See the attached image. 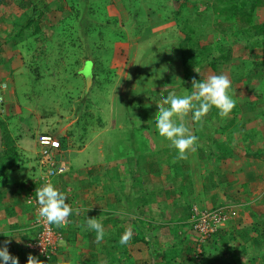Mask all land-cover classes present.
Masks as SVG:
<instances>
[{"label": "rangeland", "instance_id": "rangeland-1", "mask_svg": "<svg viewBox=\"0 0 264 264\" xmlns=\"http://www.w3.org/2000/svg\"><path fill=\"white\" fill-rule=\"evenodd\" d=\"M136 1L130 0L134 8L126 7L123 0H111L106 5V14L116 17L118 21L108 26L105 36H108L110 42L108 41L109 43L104 47L95 44L92 38L90 39L87 35H82L84 33L79 32L76 36L80 37L81 40H76V44L68 40L66 44H70V46L61 45L64 43L63 40L59 39L58 33L61 29L62 20L71 21L73 19L75 24L83 23V25L87 24V27H89L95 20L89 8L83 6L82 9L77 10V8H71L65 0L64 4L58 2V0L0 1V82H4L7 87L3 93L4 101L0 105V112L2 118L7 120L9 128L16 134L17 138L20 137L18 139L19 145L25 155H28V160L32 159L30 161L31 165H34L37 171L40 169L38 136L45 131L56 136L60 141L63 138L65 139V145H62L61 148V156L64 160L67 158L71 164L76 165L74 166L76 169L92 165H95L96 168L101 166L102 169H106L110 164L113 167L116 166L118 161L124 158L141 168L145 161L143 155H147L150 160L155 161L162 157L164 151L157 146L154 147L150 127L143 120L141 110L136 112L135 109L130 115L131 112L122 111L121 113L119 109L118 113L121 114L122 118L120 119L123 120V125L121 127L101 128V119L103 123L108 115L106 112L103 116V106L105 105V109H108L110 94H112L113 89V83L110 79L113 82V79L117 78V70L124 64L126 55L128 56L125 51L130 50L132 46L134 47L135 43H139L137 47L139 69H132L129 72L130 77L127 85L131 91L133 86V78L131 77L133 75L137 77L143 72L147 60L157 56L158 51H162L166 44H168L167 48L168 46H177L176 37L184 38V33L178 27V22L174 18L164 20V11L161 12V10L156 9L154 4L147 3L144 0ZM212 1L187 0L188 16L197 10L210 7ZM21 3H25V6L23 7ZM34 4L43 10L41 17L36 20V25L32 26L33 31L38 33L35 37L36 42L30 43L32 44L30 48H28L27 41L24 45L21 43L14 45V39H8L9 32L14 29V21L24 22L27 16L34 12ZM59 4H61V7ZM135 5L137 8H135ZM178 6L175 5V7ZM254 14L256 22H263L264 6L256 8ZM213 17V20L205 27V31L198 34L200 45L213 42L215 34L221 31L213 25L220 17L216 15ZM157 20L164 23L159 25L162 30L167 23H171L167 25H170L167 33H161L157 39L153 38L154 42H157L154 49L155 44L152 45L151 43L153 40L147 39L148 36H143V31L137 32L135 28L140 22H145L149 25L146 32L149 31V34L154 35L156 33H153V30L155 32L161 31L158 28L159 26H156L160 24ZM239 26V22L236 23L234 29L231 30L233 33L231 34L229 31L228 36V42L232 44L233 56L237 64L245 62L247 56L251 55L244 42L239 38L237 39L235 32L239 30ZM118 34L120 35L117 36ZM174 35L175 41L172 37ZM161 39H165L167 43H161ZM125 40L133 41L134 44H130L127 48L123 43ZM178 40L181 41V39ZM7 41H9L8 44H6ZM259 51L260 48L254 50V52ZM88 59L93 60V63H89ZM130 64L131 62H127V67ZM194 71L200 79L207 78L210 75H218L217 71L212 69L206 62L198 63L194 67ZM93 72L96 73L95 78L92 77ZM224 75L231 82L229 94L240 105L237 118H249L251 120L248 126L254 129L249 133L257 136V138L261 136L263 139L256 140L255 144L264 146V119H262L264 117L259 116L264 103V96H259V94L264 95V80L255 79L249 84L250 81L246 77L233 80L229 70L225 71ZM99 80H104V83L97 91L94 87ZM191 85L192 82L188 81L186 84L184 82L182 91L185 95L193 91L189 87ZM156 95L159 96V93H156ZM94 96H96V100ZM258 102H260L258 106H252ZM194 103L198 104L197 101H194ZM177 117L183 118L182 116ZM75 118L80 119L79 123L75 121ZM107 123L108 118L106 125ZM208 129L210 128L208 127ZM92 132L93 135H91ZM96 134L97 136H94ZM242 135L245 134L242 133ZM92 136H94L93 139L90 140V143H87V140ZM26 147L27 149H25ZM83 147H85L83 150L78 149ZM257 158L261 159L262 157ZM202 159L205 162L204 156H202ZM59 161H61L60 158ZM256 168L262 169L264 165ZM149 176H147V179H149ZM263 190L264 177L263 183L257 186L258 193H263ZM256 210L258 214L253 221L260 226V230H263L264 205L260 204ZM229 222L225 226L230 225L232 228H237L238 224L235 219H231V222ZM254 231L251 232V237ZM161 232L162 230L157 234H161ZM149 236L154 235L149 233ZM153 241V246L155 248L159 247L156 237ZM171 241L173 242L171 235H162V244L166 245ZM234 244L237 247L238 255H240V258L242 257V263H263L264 255L256 252V247H253L251 240L241 239L235 241ZM242 245H244V248ZM140 246V249H133L130 252L133 257L134 253L136 254L138 264H153L154 260L156 262L162 257V254H158L154 259L150 256L148 246L145 243H141ZM210 246L213 248L214 245L211 243ZM31 250L35 253L32 248ZM222 251L220 254H223ZM254 254L256 258H252ZM199 258L202 259V257ZM221 264H225L224 261Z\"/></svg>", "mask_w": 264, "mask_h": 264}, {"label": "crops", "instance_id": "crops-1", "mask_svg": "<svg viewBox=\"0 0 264 264\" xmlns=\"http://www.w3.org/2000/svg\"><path fill=\"white\" fill-rule=\"evenodd\" d=\"M157 22L160 24L156 26L164 24L160 20ZM167 25L163 30L159 26L161 31L153 30L156 34L147 37L153 40L151 43L155 44L154 49L157 45L154 39H157L161 33L168 32L170 25ZM172 37L175 41V35ZM123 43L127 48L130 44H134L130 40H125ZM161 43H167V41L161 39ZM135 44L130 50L125 51L128 56L126 55L124 64L117 70V78L113 79L110 105L108 109H105L104 105V112H102L103 116L107 112L108 123L106 125L107 118H105L101 128L123 125V120L120 119L121 114L118 113L119 109L121 113L122 111L131 112L130 115L135 109L136 112L141 110L143 120L150 127L154 147L157 146L164 153L156 161L143 155L145 161L141 168L124 158L120 159L116 166L113 167L110 164L106 169H102L101 166L96 168L95 165L76 169L74 167L76 165L71 164L64 156L65 160L63 159L62 162L65 168L56 177L54 184L67 195V201L73 208V212L69 216L70 223L66 225V222L62 225L66 227L56 254V264H90L88 260L98 261V264H111L106 253L111 247L117 245L114 239L118 236L120 240L125 232L131 231V228H136L135 226L144 229L141 220L145 217H148L147 219L154 223L155 227L158 223L170 226L172 231L167 226L158 229L156 227L153 230L160 242L163 234L171 235L173 242H168L166 245L162 242L160 244L173 246L176 241L174 235L176 232H184L187 238L193 234L189 218L194 205L200 208L219 207L223 204L230 206V219H235L240 226L255 222L253 220L254 212H257L256 208L260 204L264 205V190L263 193L257 191V186L263 183L264 168H256L264 165V157L259 159L253 155L259 146L252 140L245 141L242 132L238 129L232 130L235 126L232 125L226 131L205 132L198 137L191 110L183 114V118L174 116L173 119L177 123L183 122L191 133L198 137L194 145L195 151L189 150L184 159L179 158L177 150L170 146V141L159 135L155 128V120L158 103H162L160 96L167 95L164 91L165 86H168L169 91L175 90L178 95H185L182 91L185 80L182 52L179 46L167 48L168 44H166L162 51L156 53L157 56L147 60L139 76L131 77L133 86L130 91L127 85L129 72L132 69H138L139 43ZM127 62H131L128 67ZM112 70L114 71V68ZM96 90L98 91L97 86ZM156 93H159V96ZM94 98L96 100V96ZM238 119L235 118L234 121H239ZM75 121L79 123L80 119L75 118ZM250 121L246 118V132L254 129L248 126ZM94 136L90 137L87 143H90ZM260 138L263 139L261 136ZM24 141L26 142V139ZM208 143L211 146L208 147ZM202 153L205 155V162L202 159ZM221 153L228 155L222 157ZM21 170V174L14 172L15 186L9 184L0 187V246L7 243L9 252L19 258L20 264H26L29 254L45 262L30 248V244L36 237L35 214L25 201L32 186L30 183L33 184L32 177L36 173L30 161L26 162ZM148 175H150L149 179H147ZM18 186H23L24 189L19 190ZM88 217H93L103 224L105 235L100 242L96 240L95 231L88 228ZM114 229H119L120 231L117 230L119 234ZM146 229L148 230V227ZM160 230H162L161 234H157ZM143 231L146 232V230ZM252 236H257V232L254 231ZM140 244L141 241L135 244L130 242L128 246L123 247L118 241V255L126 260V254H124L126 250L131 252L133 249H140ZM253 247H255L254 244ZM96 252L102 257L96 256ZM134 258L138 260L135 253ZM105 261L108 262L105 263Z\"/></svg>", "mask_w": 264, "mask_h": 264}, {"label": "trees", "instance_id": "trees-1", "mask_svg": "<svg viewBox=\"0 0 264 264\" xmlns=\"http://www.w3.org/2000/svg\"><path fill=\"white\" fill-rule=\"evenodd\" d=\"M2 1V0H0ZM72 8H77V10L82 9L83 6L85 8H89L92 12V17L95 19L94 22L87 27V24L83 23H74L73 19L62 20V24L59 30V39L63 40L64 44L70 46L68 40L73 41L76 44V40H81L80 37L76 36V34L84 33L82 35L92 38L95 44H100L102 47L108 44L110 40L108 36L106 37V32L108 30V26L113 22L117 23L116 17H111L106 14L105 7L109 4L111 0H65ZM126 7L134 8V5L130 3V0H123ZM147 3L154 4L156 9L164 11V20H168L174 18L178 22V27L184 33V38L176 37V44L180 47L182 52V62L184 68V82H192L195 78L196 80H200L197 73L194 71V67L200 62H206L212 69L216 70L218 75L224 74L225 71L230 72V75L233 80H239L242 77H246L248 79L249 84L252 83L255 79L264 80V21L261 23L256 22L254 11L256 8L264 6V0H213L211 6L205 8L203 10H197L188 16V7L186 5L187 0H144ZM58 2H62L64 4V0H58ZM136 2H140L137 0ZM57 3V2H56ZM173 3V4H172ZM80 5L79 7L77 5ZM24 7L25 3H21ZM175 5H179L175 7ZM61 7V4H59ZM135 8L137 6L135 5ZM33 13H30L29 16L25 19L24 22L14 21V29L9 32L8 39H14V45H18L21 43L25 44V41L31 47L32 44L36 42V35L33 31V25H36V20L41 17L43 14V10L41 7L36 4L33 5ZM23 14V13H22ZM220 17L216 22L213 23L214 27L220 29V32L215 34V39L213 42L209 44L200 45L198 34L205 31V27L207 24L213 20V16ZM105 16V17H104ZM227 21V22H226ZM239 22V30L235 33L237 35V39H241L244 42L245 47H247L251 55H248L243 63H236L235 58L233 56V48L232 44L228 42L229 39V31L231 34L233 33L231 30L234 29L235 24ZM145 22H140L138 26H136L135 31L142 32L143 36H150L149 31L146 32V29H149V25L145 24ZM84 31V32H83ZM40 33L44 34L42 31ZM117 33H120L117 31ZM118 34L117 36H119ZM34 38V39H33ZM127 38V37H126ZM125 38V39H126ZM39 39V38H38ZM178 39H181L178 40ZM11 41V40H10ZM109 41V42H108ZM185 41V43H184ZM9 41L6 42L8 44ZM183 42V43H182ZM256 48H260L259 52H254ZM89 62L93 63V60H89ZM139 69V68H138ZM95 72H93V76L95 78ZM108 80V79H106ZM112 83V79H110ZM104 83V80H99L96 83L97 89L101 87ZM184 84V83H183ZM95 86V90H96ZM190 88L192 87L189 86ZM190 90V89H189ZM259 96L263 97V94H259ZM234 98V97H233ZM235 99V98H234ZM236 103L234 108L230 111L227 116L219 115V110L213 106L200 120L195 121V128L198 132V137H201L205 132H212L213 130L220 129L221 131H226L232 125L234 128L232 130L238 129L240 132L244 133L243 139L252 140L256 142L258 140L257 136L250 135V133L246 132V118H239V121H234L239 114L240 105L239 102L235 99ZM260 102L253 104L252 106H258ZM192 113V110H191ZM233 115V116H231ZM259 116L264 117V103ZM224 118V119H223ZM260 119V118H259ZM264 119V118H262ZM222 120V121H221ZM101 122V121H100ZM102 124V122H101ZM213 126V127H212ZM208 127L210 129H208ZM212 128V129H211ZM219 130V131H220ZM242 130V131H241ZM201 134V135H200ZM200 135V136H199ZM0 139H1V147H0V187L3 185H14V172L22 173L21 167L28 162V156L23 153L19 140L20 137L17 138L16 134L9 128L7 120L2 118V113L0 112ZM210 141V140H209ZM61 145H65V139L61 140ZM211 144L208 143V147ZM221 151L220 149H218ZM220 153V152H219ZM222 154V153H221ZM220 155V154H218ZM228 154L223 153L222 157L227 156ZM253 155L257 157H264V146L261 145L259 148L253 153ZM202 156L203 155L202 153ZM62 156H60V159ZM63 159V158H62ZM32 160V159H31ZM30 160V161H31ZM34 172L37 171L36 167L32 165ZM33 178V177H32ZM212 181V179H211ZM31 182V181H30ZM213 183V182H212ZM32 185L29 189L28 194L32 190V188L36 187L35 181L30 183ZM19 190L24 189L23 186H18ZM28 194L26 198L28 197ZM68 202V201H67ZM69 203V202H68ZM226 204V203H225ZM30 205V204H29ZM146 204H144L145 206ZM224 205V204H223ZM35 214L34 227L36 225V219L38 217L35 212V208L33 205H30ZM221 206V205H219ZM218 207V206H217ZM215 208V207H212ZM192 214V209H191ZM191 214H190V224L191 223ZM254 215H257V212H254ZM148 217H145L141 220L143 224V228H131L132 231V244L145 243L148 246L149 254L154 259L158 256V254H162V257L157 260L153 264H221L224 261L225 264H249L242 263V257L237 253V247L234 242L238 240H251L256 247V252L261 255H264V229L260 230V226L258 224L250 223V224H242L237 225V228H232V226H223L219 228V230L212 234L209 238L205 240H200V235L196 230L191 228L194 232L187 238L185 233L176 232L174 235L176 237V241H174L173 246L170 244L168 246H163L160 244V240L157 235L154 234V228L157 229L163 228L167 226L170 231L171 228L167 224H156L152 223ZM70 217L67 219L66 225L70 223ZM231 222V219H229ZM229 220L227 222H229ZM72 221V218H71ZM69 222V223H68ZM229 222V223H230ZM64 225V224H62ZM58 226L57 230L63 236V231L65 230V226ZM73 225V224H72ZM148 227V230L146 229ZM151 227V228H149ZM236 227V226H235ZM232 228V229H231ZM135 229H137L135 231ZM257 232V236H250L252 231ZM119 229H114V231L119 234ZM143 230H146L143 231ZM166 230V228H164ZM38 231V228L35 227V235ZM141 231V232H140ZM150 234H154V237L157 239V243L159 247L153 246L154 237H150ZM248 235V237H247ZM118 237V236H117ZM114 239L117 241L118 238ZM193 239V240H192ZM113 240V241H114ZM213 244L210 246V244ZM243 243V242H242ZM117 245L111 247L110 251L107 252V256L110 259L111 264H138L137 259L133 257L130 251L127 249L124 254H126V260L121 259L117 252ZM60 246V245H59ZM244 248V245H242ZM199 249V250H198ZM223 250V251H222ZM58 251V250H57ZM107 251V250H106ZM162 251V253H160ZM222 251L223 254H220ZM122 252V250H121ZM103 253V252H100ZM35 254H37L35 252ZM57 254V253H56ZM52 254L50 257L43 256L42 254H37L38 256L44 259V264H56L57 263V255ZM96 256H100L98 252L95 253ZM228 257H227V256ZM199 257H202L199 258ZM98 258V257H97ZM256 258L255 254L254 257ZM141 260V259H140ZM90 264H98L92 260H88ZM92 261V262H91ZM188 261V263H187ZM108 261H105L107 263ZM145 262V261H144ZM200 262V263H199ZM146 264V263H144ZM264 264V259L263 263Z\"/></svg>", "mask_w": 264, "mask_h": 264}, {"label": "clouds", "instance_id": "clouds-1", "mask_svg": "<svg viewBox=\"0 0 264 264\" xmlns=\"http://www.w3.org/2000/svg\"><path fill=\"white\" fill-rule=\"evenodd\" d=\"M0 84L3 85V95L7 87L4 82H0ZM230 87L231 82L224 74L210 75L200 80L194 78L191 87L193 91L187 95H178L175 90L169 91L168 86H165L164 91L167 95L162 94L160 96L162 103H158L159 108L155 120V128L161 137L171 142L170 146L177 150L179 158H186L189 150L195 151L194 145L198 137L193 135L191 130L183 122L177 123L173 117L182 116L189 112V110H192L193 120L198 121L213 106L219 110V115L227 116L236 103L235 99L229 94ZM194 101H197L198 104L194 103ZM62 160V158L61 161L58 159V163L64 170L65 167ZM63 170L56 176L60 175ZM35 173L32 178L33 181H35L34 178L38 176L39 171H35ZM54 182H45L40 187H37L35 197L39 205V216L49 224L62 225L67 222V218L72 214L73 208L67 202V195L59 190ZM87 225L90 230L95 231L97 242L104 239L105 230L100 221L93 217H88ZM131 240L132 232L127 231L120 237L119 244L126 247ZM17 241L20 242L18 237ZM9 262L10 264H20L19 258L9 252L7 243H5L3 246H0V264H9ZM26 264H44V262L36 256L29 254Z\"/></svg>", "mask_w": 264, "mask_h": 264}, {"label": "built area", "instance_id": "built-area-1", "mask_svg": "<svg viewBox=\"0 0 264 264\" xmlns=\"http://www.w3.org/2000/svg\"><path fill=\"white\" fill-rule=\"evenodd\" d=\"M3 85L0 84V104L3 102ZM39 174L34 178L36 187L32 188L27 197V203L33 205L38 217L35 227L38 228L36 237L30 244L37 254L50 257L56 254L62 240L61 233L57 230L60 225L49 224L39 216V205L36 201L35 190L45 182H54L55 176L63 170L58 163L61 156V141L49 133L39 136ZM230 206L223 205L215 208H200L193 206L191 214L192 228L200 235V240L209 238L216 233L219 228L226 225L230 219Z\"/></svg>", "mask_w": 264, "mask_h": 264}, {"label": "water", "instance_id": "water-1", "mask_svg": "<svg viewBox=\"0 0 264 264\" xmlns=\"http://www.w3.org/2000/svg\"><path fill=\"white\" fill-rule=\"evenodd\" d=\"M90 63V62H89Z\"/></svg>", "mask_w": 264, "mask_h": 264}]
</instances>
